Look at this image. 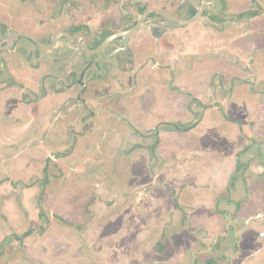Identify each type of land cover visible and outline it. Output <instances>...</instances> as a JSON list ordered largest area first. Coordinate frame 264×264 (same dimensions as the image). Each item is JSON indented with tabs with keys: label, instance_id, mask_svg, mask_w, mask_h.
Returning <instances> with one entry per match:
<instances>
[{
	"label": "flooded vegetation",
	"instance_id": "1",
	"mask_svg": "<svg viewBox=\"0 0 264 264\" xmlns=\"http://www.w3.org/2000/svg\"><path fill=\"white\" fill-rule=\"evenodd\" d=\"M47 258L264 264V0H0V264Z\"/></svg>",
	"mask_w": 264,
	"mask_h": 264
},
{
	"label": "rangeland",
	"instance_id": "2",
	"mask_svg": "<svg viewBox=\"0 0 264 264\" xmlns=\"http://www.w3.org/2000/svg\"><path fill=\"white\" fill-rule=\"evenodd\" d=\"M146 152L147 151H143V152L140 153L141 156L143 157V161L146 158L145 157ZM118 170L120 171L119 175H126V173H124L122 169H118ZM140 170L142 171V173H141L142 175H145V173H147L145 171L147 169H144V167L139 168L137 166L130 167L126 172H131V174H133V172L138 173ZM64 171L66 172V174H69V172H70V170L68 171L67 169L66 170L64 169ZM117 188H118V191H122V192H127L128 191L127 186H125V188L123 187L122 189H120L119 187H117ZM144 193H145V191H144ZM131 201H132L131 205L133 206L134 201L132 199H131ZM50 207L53 208L54 205H50ZM100 207H103V206H100ZM93 209H95V208L93 207ZM135 211L136 210H134V212H132V210H127V212L130 214V216H129L130 219L129 220L132 221V218L134 217L135 213H137L136 215L139 216V218H140V235L141 236H143V233L145 231H148V228H150L149 229L150 232H155V228H156L154 226L155 223L157 224L156 234L159 233V231H160V229H159L160 223L163 220V218H161L160 213L156 214L157 215V220L156 221L153 219V223L154 224H150L149 220H150L151 212H148V211L135 212ZM103 213H105L104 209H103ZM109 216H111V220H109L110 219V218H108ZM109 216L106 215L108 220L100 222L99 226L97 224L95 225L96 226L95 228H98V230L97 229L93 230V234H92L91 241H90L91 249L93 251H95L94 247H96V249L98 251V254H99V257H102V256L106 255L105 258H107L108 262H110L111 260L113 261L115 259V256L117 255V252L121 251L119 243L115 242L113 244L112 241H109V242L106 241V240H108V237H112L113 235H115L117 233V230L114 229V228H116L118 226V215L116 216V213H109ZM126 222L127 221L125 220V223ZM105 225H107V226H105ZM100 227H102V228H100ZM140 240H139L140 257L142 259H145V257L148 258V256L150 257V250H148L149 253H146L148 251L147 250H143L144 249L143 246L146 247L148 245V243L152 240V237L150 238L149 236H144V238L141 237ZM103 244L108 248V251L105 250V252H104L103 248L101 250L99 248H97L100 245L103 246ZM132 245L133 244L130 243L129 246H131V247H129V246L127 247L128 252L129 251H133V248H135V247H132ZM146 248L149 249L148 246ZM135 250H136V248H135ZM104 253H106V254H104ZM125 257H128L127 256V252L125 253ZM132 257H134V255H132ZM144 262H146V261H144Z\"/></svg>",
	"mask_w": 264,
	"mask_h": 264
},
{
	"label": "crops",
	"instance_id": "3",
	"mask_svg": "<svg viewBox=\"0 0 264 264\" xmlns=\"http://www.w3.org/2000/svg\"><path fill=\"white\" fill-rule=\"evenodd\" d=\"M193 57H195V56H192V58ZM176 58H177V60H178V62L179 63H186L187 61H188V56H182V55H178V56H176ZM198 58V57H197ZM202 58V57H201ZM225 59L223 60L222 59V57L221 58H219V60H217L218 59V57L217 58H210V57H208V56H204V60H203V62L204 63H206V64H213V65H217V64H219V62L220 61H222L223 63H224V66L226 67V69H227V71H230V67H228V65L230 64V62H232L233 63V61H234V63H236V57H230V56H226V57H224ZM241 58V59H240ZM245 59H247V57H245V56H242V57H239V60H240V62L242 63L243 61H245ZM242 60V61H241ZM234 69V68H233ZM189 79H191V80H196V78H194V77H189L188 78V80ZM207 79H208V77H200V78H197V80H200V81H207ZM186 86H190V88H193L194 86L195 87H198L197 85H186ZM184 100H186V99H184ZM186 118L188 117L187 115H184ZM77 172L78 173H80L81 172V169H80V166H77ZM70 172H71V167H70ZM160 215H161V218H163V220L165 219V214H163V213H160ZM162 220V221H163ZM150 228H148V230H149ZM139 232H140V226H139V228L137 229ZM156 230H157V228H155V234H156ZM119 232V231H118ZM118 232L115 234V235H113L112 237H108V240L109 241H112V243L114 244L115 242L116 243H119L118 241H122L123 240V238L121 239L120 238V236H119V234H118ZM149 232H150V230H149ZM144 236H149V234H147V235H144ZM121 239V240H120ZM141 241V240H140ZM135 243V242H134ZM133 243V244H134ZM136 244H137V247H139V241H137L136 242ZM135 244V245H136ZM135 245H132V247H135ZM143 250H149L148 248H146L145 246H143ZM139 248H136V250H135V248H133V251H129V252H127V256L129 257H127V259L128 260H133L134 258L132 257V255H134L133 253H138L139 251H140V249L138 250ZM146 253H149V251L148 252H146ZM148 258H149V256H148ZM148 258H146L145 257V259H143V261H149V259ZM45 263L46 264H54L53 263V261L50 259V258H47V260L45 261Z\"/></svg>",
	"mask_w": 264,
	"mask_h": 264
},
{
	"label": "water",
	"instance_id": "4",
	"mask_svg": "<svg viewBox=\"0 0 264 264\" xmlns=\"http://www.w3.org/2000/svg\"><path fill=\"white\" fill-rule=\"evenodd\" d=\"M182 24H186V22L185 23L183 22Z\"/></svg>",
	"mask_w": 264,
	"mask_h": 264
}]
</instances>
